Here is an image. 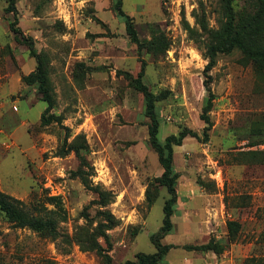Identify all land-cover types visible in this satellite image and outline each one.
Masks as SVG:
<instances>
[{
  "label": "rangeland",
  "instance_id": "obj_1",
  "mask_svg": "<svg viewBox=\"0 0 264 264\" xmlns=\"http://www.w3.org/2000/svg\"><path fill=\"white\" fill-rule=\"evenodd\" d=\"M115 1L17 0V34L10 28L15 16L0 0V190L32 212L53 209L48 198L59 197L68 217L59 224L62 236L52 240L0 214V264H106L78 244L83 230L94 231L96 222L89 224L82 212L98 195L72 176L80 165L75 152L59 154L65 137L85 141L93 185L113 194L106 207L119 220L107 231L113 263L156 252L151 236L163 224L169 193L150 185L163 167L149 141L144 95L129 79L143 62L149 88L170 91L157 102L159 138L183 127L203 137L174 146L178 201L173 229L162 240L172 245L164 264H264V71L240 49L218 55L210 71L213 126L205 141L204 45L208 32L226 20L222 0H123L141 39L160 33L168 39L169 48L158 54L139 53ZM235 4L241 13L256 12V0ZM27 38L42 57L51 113L61 115L62 125L41 124L48 104L37 85L22 81L38 64ZM98 209L91 204L87 211L93 217ZM229 220L241 223L236 241L229 240ZM211 241L221 245L220 253L196 248Z\"/></svg>",
  "mask_w": 264,
  "mask_h": 264
},
{
  "label": "trees",
  "instance_id": "obj_2",
  "mask_svg": "<svg viewBox=\"0 0 264 264\" xmlns=\"http://www.w3.org/2000/svg\"><path fill=\"white\" fill-rule=\"evenodd\" d=\"M237 0H222L226 20L223 27L218 30H210L208 42H205V55L208 58V63L205 66V86L208 91L206 103L203 106L201 118L205 121L206 126L203 130L204 140L208 141L210 137L209 131L212 129L213 122L210 117V111L214 104L215 94L211 89L210 80L212 76L210 71L217 63L219 54H230L235 49H240L252 63L261 71H264V0H256V12L254 14L241 13L236 8ZM7 3L6 11L13 13L15 19L10 23V28L17 34H21L22 30L18 27L17 18V0H5ZM118 14L124 19L126 23V31L129 35L130 41L137 45L138 51L141 54L144 50L158 54L160 51H165L169 48V42L163 33L154 34L150 39H141L134 19L123 10V0H116L114 3ZM189 28V25H187ZM191 31V29H190ZM33 56L37 58V67L34 71L22 76V81L37 85L39 91L42 93V98L47 102V107L41 115V124L50 125L57 122L62 125L63 118L61 115L51 113L54 107V98L51 92L48 72L42 61V57L36 52L33 40L27 38ZM145 64L143 62L141 71L137 77H130L132 86L143 93L144 95V114L149 119V141L151 146L155 149L158 155V160L163 167V173L160 177H156L150 185L157 183L167 188L169 197L165 201L163 207V224L157 232L151 236V241L156 247L154 253L139 252L136 254V259H128L122 264H164V258L168 251L172 248L170 244H164L162 240L173 229L172 216L174 214L175 204L178 201V193L176 189V182L179 174L174 169V146H180L188 136L203 140L201 134L189 127H183L178 133L168 135L164 141L159 138L160 133V118L157 112V102L167 97L170 94L169 90L163 91L159 94L154 93L149 86L144 82ZM88 146L85 141L78 142L74 140L69 142L65 137L63 145L60 147V155H66L75 152L80 165L72 171V176L78 178L90 190L97 193L98 198L92 200L87 205L82 214L89 224H94V231L91 233L88 229L83 230L84 233L78 237V244L84 251H95L106 264H114L110 250L112 242L107 233L108 230L115 228L119 224L117 217L107 209V205L112 202L113 194L109 191L103 190L100 185H93L91 176L93 175V166L88 161L83 149ZM147 188V203L151 206L155 202V195L151 187ZM48 201L54 205L53 209L44 207L37 208V212L30 211L22 200L0 190V214L10 221L15 227L28 228L39 233L41 236L57 240L62 236L59 224L67 220V213L59 197H49ZM91 204H97L99 209L95 216L91 217L88 213V208ZM228 235L230 241L238 239L241 223L237 220H229L227 222ZM104 238L107 247L98 239ZM66 239L68 236L65 237ZM197 249L208 251L213 250L217 253L222 251V247L217 242H209L196 247Z\"/></svg>",
  "mask_w": 264,
  "mask_h": 264
}]
</instances>
